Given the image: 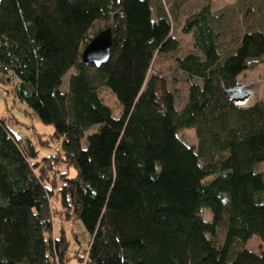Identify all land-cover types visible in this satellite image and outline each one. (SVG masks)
Instances as JSON below:
<instances>
[{"label":"trees","instance_id":"16d2710c","mask_svg":"<svg viewBox=\"0 0 264 264\" xmlns=\"http://www.w3.org/2000/svg\"><path fill=\"white\" fill-rule=\"evenodd\" d=\"M236 1L232 32L217 31L225 16L209 5L185 20L184 55L178 12L162 0L1 1L0 84L53 127L60 148L40 164L0 116V264H264V250L246 248L264 242V99L241 107L229 92L264 65V0ZM107 28L108 61L83 65V48ZM163 58L189 82L180 108L167 77L148 75ZM55 158L73 177H52ZM55 217L82 223L83 253L62 227L52 236Z\"/></svg>","mask_w":264,"mask_h":264},{"label":"rangeland","instance_id":"374dc122","mask_svg":"<svg viewBox=\"0 0 264 264\" xmlns=\"http://www.w3.org/2000/svg\"><path fill=\"white\" fill-rule=\"evenodd\" d=\"M163 7L166 11L177 10V20L173 23V35L177 37L180 44V53L182 55L190 53L193 51L192 37L191 34H183L181 31L182 26L186 19L196 14L201 8L209 5L212 13L217 15L221 14L225 16V22L218 21L215 22V28L219 33L221 30H226L228 32L234 31L236 25L242 22L240 20V9L239 3L236 0H162ZM259 1V0H257ZM243 5L250 4L255 5V0H245L242 2ZM258 6L253 7L257 9ZM234 14H236L234 16ZM253 14V13H252ZM247 17V15H246ZM255 18H259L256 16ZM249 20V18H247ZM246 19V20H247ZM240 27V26H239ZM233 34V33H232ZM72 73L70 71L64 78L61 90H66L68 75ZM161 75L162 77H167L169 81V86L177 90V101L176 106L180 108L186 99L187 89L189 82L183 77L182 74L177 70V67L166 60L165 58L160 61H155L152 69L149 71L148 75ZM239 82L247 85L251 90L241 87L243 92L249 93L246 101L248 105L254 103L256 100L264 99V65H258L255 69L246 71L240 75ZM15 82V81H13ZM238 90V89H237ZM236 90V92H237ZM10 85L0 84V116L4 118V123L10 126V129L14 132L16 136L23 137L24 140H28L35 149L39 152L38 162L41 164L45 159L44 156H49L57 153L59 151L60 142L59 139L53 136V127L50 125L43 124L28 108L20 103L18 100L13 98ZM234 93V92H233ZM101 97L103 101L109 105L113 110L115 116L118 115L119 107L114 96L107 90H101ZM179 137L188 145H196L195 133L191 129H183L179 131ZM43 159V160H42ZM56 159V158H55ZM49 168L51 170L52 177L59 176L60 172L67 173L69 177H73L74 171L64 165L61 160L51 159ZM38 166H42L39 165ZM264 166V164H263ZM53 205L57 204L58 201L53 200ZM55 223L52 236L58 233L59 228H63L67 233L68 238L71 241L72 251H79L83 253L84 249L87 248L89 236L84 230V227L80 221L74 223L60 222L58 218L55 217ZM56 233V234H55ZM246 248L255 253H259L264 250V242L257 237H252L246 244ZM73 256L72 254H70ZM82 260L76 262L75 260L69 262V264H81ZM61 264V263H56ZM68 264V262H66ZM83 264V262H82Z\"/></svg>","mask_w":264,"mask_h":264},{"label":"water","instance_id":"95a60500","mask_svg":"<svg viewBox=\"0 0 264 264\" xmlns=\"http://www.w3.org/2000/svg\"><path fill=\"white\" fill-rule=\"evenodd\" d=\"M111 40V30L109 28L98 33L83 48L81 52L82 64H93L99 67L106 63L110 57Z\"/></svg>","mask_w":264,"mask_h":264},{"label":"built area","instance_id":"2783aa9c","mask_svg":"<svg viewBox=\"0 0 264 264\" xmlns=\"http://www.w3.org/2000/svg\"><path fill=\"white\" fill-rule=\"evenodd\" d=\"M241 87H245V88L251 90L249 87L245 86L244 84H238L235 88H233L229 92H230L231 101L235 105L242 107V106H246L247 105L246 104L247 103L246 99L249 96V93H246V92L241 91L242 90ZM236 90H237V92H236Z\"/></svg>","mask_w":264,"mask_h":264},{"label":"crops","instance_id":"0c3cea01","mask_svg":"<svg viewBox=\"0 0 264 264\" xmlns=\"http://www.w3.org/2000/svg\"><path fill=\"white\" fill-rule=\"evenodd\" d=\"M239 78H240V76L238 77V80H240Z\"/></svg>","mask_w":264,"mask_h":264},{"label":"bare ground","instance_id":"6f19581e","mask_svg":"<svg viewBox=\"0 0 264 264\" xmlns=\"http://www.w3.org/2000/svg\"><path fill=\"white\" fill-rule=\"evenodd\" d=\"M241 95V94H240Z\"/></svg>","mask_w":264,"mask_h":264}]
</instances>
